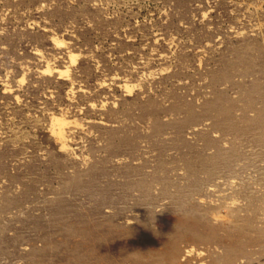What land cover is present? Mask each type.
<instances>
[{"label": "rangeland", "instance_id": "374dc122", "mask_svg": "<svg viewBox=\"0 0 264 264\" xmlns=\"http://www.w3.org/2000/svg\"><path fill=\"white\" fill-rule=\"evenodd\" d=\"M0 264H264V0H0Z\"/></svg>", "mask_w": 264, "mask_h": 264}]
</instances>
